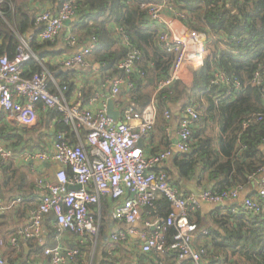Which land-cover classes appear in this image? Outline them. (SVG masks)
<instances>
[{
	"label": "trees",
	"instance_id": "obj_1",
	"mask_svg": "<svg viewBox=\"0 0 264 264\" xmlns=\"http://www.w3.org/2000/svg\"><path fill=\"white\" fill-rule=\"evenodd\" d=\"M67 1L0 0V56L6 53L12 57L20 45V39L32 34L28 46L38 61L31 58L24 64V77L46 70L56 82L55 85L49 79L50 91L56 92L57 87L62 89L65 86L64 95L71 101L76 87L67 79L78 70L59 71L56 65L46 61L60 54L52 48L63 36L59 34L52 42L40 41L37 36L41 28L35 25L38 13L44 8L49 5L52 13L56 14ZM162 2L171 4L183 14L181 20L187 28L205 33L210 38V53L193 72L192 84L186 86L176 81L155 94L158 113L162 112V115L169 110L170 105L176 104L183 110L192 105L199 115V121L190 127L188 152L176 154L172 159V167L180 178L197 177L198 185L213 194L248 188L251 179L264 169V0H83L75 3L77 10L74 19L78 18L75 20L78 31H72V36L84 37L86 40L96 38L95 49L86 57L87 67L94 69L97 66L102 79L106 80L118 75L117 66L127 57L128 49L121 42L122 36L139 51L134 72L124 76L128 88H122L113 97L121 121L126 109L133 108L141 112L147 107L157 85L167 77L175 60L174 55L159 47V29L145 20L146 13L140 8L143 3ZM109 25H114L116 31ZM221 37L224 41L220 40ZM216 72L228 78L227 86L211 85ZM256 73L260 77L259 85L253 83ZM235 81L239 83L237 91L234 88ZM80 93L82 107H86L87 102L96 95L93 96L91 88H81ZM41 107L42 104L38 103L39 110ZM45 111L38 121L37 130L33 129V132L52 128L53 138L62 133L69 144L79 142L72 126L64 121L60 112L56 109ZM5 118L6 114L0 113V140L12 150H17L24 138L11 133ZM245 123L248 125L244 128ZM213 126L218 129L217 135L208 132ZM25 134L27 132H23ZM85 134L86 131L81 129L80 138ZM27 141L31 142V139ZM160 169L165 172L168 182L178 188V182L170 169L161 165ZM6 171L12 176L17 174L11 166ZM66 173L71 175L69 169H66ZM25 193L29 192L20 187L18 196ZM250 197H256L259 201L260 209L256 214L241 206L223 209L213 207L207 213L206 234L200 236L203 247L201 243H195L196 251H202V260L206 264H264V200L259 199L256 193H251ZM153 203L152 207L145 208L151 219L168 214L170 207L165 197L160 196ZM111 207V201H101V226L92 264H131L128 260L130 256L140 264H192L190 261L178 263L173 251L142 254L137 250V244H132V248H129L131 244L128 246L121 241L109 242L112 245H107ZM190 220L198 227L202 217L198 212ZM52 222L53 215H46L44 230L48 229L47 237L34 241V249L39 254H44L46 249L56 245L53 238L58 231L55 227L49 228ZM63 234L74 237L71 233ZM172 234V229L166 232L167 242H170ZM4 240L0 245L8 243L7 239ZM72 249L78 251L76 262H80L82 254L87 253L88 258L92 252L89 241L84 244L76 242ZM46 260L48 264L50 257L46 256Z\"/></svg>",
	"mask_w": 264,
	"mask_h": 264
},
{
	"label": "built area",
	"instance_id": "obj_2",
	"mask_svg": "<svg viewBox=\"0 0 264 264\" xmlns=\"http://www.w3.org/2000/svg\"><path fill=\"white\" fill-rule=\"evenodd\" d=\"M83 0H69L62 4L56 14L49 7L44 8L37 16L36 23L41 26L39 39L41 41H54L61 33L67 21L76 16V2ZM149 21L158 27L157 41L159 47L166 53L175 56V60L168 71L167 77L160 81L157 89L147 107L139 112L136 109H126L118 126L106 115V104L97 110L91 107L98 96L91 98L86 107H82L81 93L77 91L73 100L68 101L62 89L57 87L56 92L48 88L49 79L56 85L52 76L46 70L24 77L23 66L36 58L30 52L28 42L21 40L12 57L4 53L0 56V113H5L7 119H12L20 126L35 123L37 118L38 103L42 104L41 110L56 109L60 112L66 123H69L79 142L71 145L62 133L57 134L52 140L49 150L30 151L22 154L23 162L30 164L52 163L59 165L55 171L53 181L47 177H39L35 181L36 188L40 191L39 205L29 213L28 226L20 230L18 235L22 239L41 241L46 215H53V224L58 235L71 233L75 239L84 244L96 240L100 233V204L102 200L112 202L109 210L111 224L123 225L125 231H117L110 235L107 233L108 242L126 241L127 237H138L143 241L142 253H176V261L182 263L190 261L192 264H205L202 260V251L192 248V241L198 231L197 225L190 220L202 203L222 205L225 202L236 200L240 189L211 193L201 191L200 195L189 194L182 196L172 186L160 165L172 158L171 149H166L155 154L145 155L139 141L149 137L152 132L158 111V101L155 94L162 89L172 86L178 79L184 63L188 62L198 68L203 64L206 48L201 49L204 33L191 30L188 38L184 39L175 35L168 25L165 15L170 14L183 19L181 12L167 2L141 4ZM31 38H29V41ZM68 44L75 48L77 38L69 36ZM122 44L128 49L127 57L118 64L120 74L112 82L109 97L113 98L120 92L124 76H129L135 70V62L139 51L131 46L129 40L122 36ZM97 40L91 37L86 44L75 52L70 58L62 62V66L69 70H84L87 68L86 57L95 49ZM193 47V51H190ZM190 53L195 58L187 61ZM259 76L256 73L253 83L259 85ZM229 80L222 73H214L211 80L212 86L223 87ZM236 91L239 83L234 82ZM184 120L177 131L175 149L180 153L189 150L190 127L199 121V115L194 106L188 105L183 110ZM168 121L171 119L169 111L163 113ZM248 123L244 124V128ZM81 129L86 131L80 138ZM14 153L10 147L0 140V165L7 166ZM66 169L71 175L68 176ZM34 170V168H32ZM79 186V190L69 187ZM257 195L264 200V180L259 183ZM160 196L166 198L170 210L166 216H156L145 223L150 233L140 232L134 228L141 217L143 209L152 207L153 202ZM21 199L12 201L10 205L3 203L0 195V212L19 203ZM248 212L256 214L260 206L257 199L248 198L240 205ZM172 229L170 242L166 241V232ZM17 236L8 239L11 246H16ZM50 257L48 264H64L65 261H74L78 255L76 249L63 250L60 246L44 251ZM0 264H5L0 257ZM22 264H30L24 262ZM114 264V263H107Z\"/></svg>",
	"mask_w": 264,
	"mask_h": 264
},
{
	"label": "crops",
	"instance_id": "obj_3",
	"mask_svg": "<svg viewBox=\"0 0 264 264\" xmlns=\"http://www.w3.org/2000/svg\"><path fill=\"white\" fill-rule=\"evenodd\" d=\"M22 2H25L27 0H21ZM51 9V6H47ZM52 11V10H51ZM39 14V13H38ZM38 16V15H37ZM166 21L168 25L170 26L171 31L177 35L178 37H182L184 39L188 38L190 35L191 30L187 28L182 20L180 18H177L173 15L166 14L165 15ZM76 19L74 17L70 19L68 25H64L63 30L61 31L60 35L61 41L58 42V44L53 47V51H55L58 54L56 57L52 58L51 60H46L51 65H56L59 71L61 69H64V72L67 71L62 66V62L70 58L75 52H77L82 46H84L87 42L86 38L84 37H77V44L75 45V48H71L68 44V38L69 36H72L74 33L77 32L78 29L76 28ZM76 20V21H75ZM146 20V17H145ZM150 22V21H147ZM151 23V22H150ZM39 28H41L40 25L36 23ZM110 28L114 29L116 31V28L114 25H109ZM73 31V32H72ZM120 32V30H118ZM204 37L202 38L203 41L200 44V48H206L207 54L205 55L204 60L210 53V47L209 42L210 38L207 34L204 33ZM33 35H28L25 39H20L26 42H29V38L32 39ZM67 38V40H66ZM37 39H39V35L37 36ZM40 40V39H39ZM221 41L223 40V37L220 38ZM219 40V41H220ZM41 41V40H40ZM67 41V42H66ZM0 41V46H1ZM208 46V48H207ZM190 51H193V47H190ZM190 57L187 59V61H190L194 59L196 56L193 53H190ZM199 68V67H198ZM198 68L193 67L190 63L186 62L184 63L179 79L177 81L181 82L182 84L186 86H190L193 81V72L196 71ZM120 74L114 76L111 78V80L102 79L100 73L98 72L97 66L94 69H85L84 71H76L74 74L70 75L67 79L68 82H73L75 84V91L71 97V100L74 99L77 91H80L81 88L83 90L90 89L92 90L93 96H98V99H96L95 103L89 107L92 110H97L100 108V106L103 104V102H107V96H109L110 93V87L112 82L117 78ZM61 79H59L60 81ZM127 87L125 83L121 85V89ZM128 88V87H127ZM94 96V97H95ZM113 99V98H112ZM114 100V99H113ZM115 110L119 111L118 108H116V105H114ZM170 110V111H169ZM169 112L171 114L170 120H165L163 118L162 112L157 111V117L155 126L150 133L149 137L146 139H143V152L145 155H151L158 153L160 151H164L166 149H171L173 152L172 158L166 160L161 167L169 168L170 171L173 173V177L177 180L179 187L176 188L182 196H186L189 194H193L191 191L194 189L195 191H205L204 188L198 185L197 177H192L190 179H184L180 178L174 171L172 167V159L173 157L178 154L179 152L175 149V144L177 141V131L179 129V126L181 122L184 120L183 115V109L176 104V105H170L169 106ZM46 111H41L39 108H37V118L35 123L28 125V126H20L19 124L15 123L12 119L5 118L7 122V126L11 133L13 135L18 134V136L23 137L24 139L20 143V146L17 150H12L14 153V157L9 160L8 166H11L13 170L17 171V174L15 176H12L10 172H7L6 169L8 166H1L0 165V191H1V197L3 200V203L5 205H10L12 201L21 199L19 203H15V205L10 206V208L6 209L3 212H0V244L4 242V239H7V242L9 243L8 239L12 236H17L19 240L17 241V245L10 246L7 244L0 245V257L4 260L5 264H22L24 262L30 263V264H47L46 256L45 254H39L36 249H34V243L37 242L33 239H22V236L19 237L18 233L20 230L27 227L28 219H29V213L32 211V209H35L33 207H37L39 204V194H41V190L39 191L35 186V181L39 177H47L51 181H53V176L55 171L59 168V165L52 164V163H43V164H30V162H23L22 161V154L25 152L30 151H39L44 150L47 151L52 146V140L53 136L51 134L52 128L50 130L45 131H32L33 129H36L38 125V121L41 119L42 115ZM120 117V116H119ZM119 120V119H118ZM37 130V129H36ZM23 132H27V134L23 135ZM209 134L217 135L218 129L216 126H213L212 129L208 130ZM28 139H31V142L27 141ZM263 153H264V147H263ZM34 168V170H32ZM264 180V169L262 170V173H260L258 176L251 179L250 186L248 188H244L240 191L238 197L236 200L225 202L222 205H215V204H206L202 203L200 205L199 210L196 212L200 214L202 217V222L198 226V231L195 235L194 240L192 241V248L196 251L197 245L201 243V246L203 242L200 241V236H204L206 234V227H207V213L213 208V207H219L220 209L223 208H230L233 206H240L245 199L252 198L255 199L256 197H250L251 193L258 192V186L261 181ZM183 185H186L184 188ZM19 187V188H18ZM20 187L22 189L26 190L29 193L22 194L18 196L20 192ZM18 196V197H17ZM5 200V201H4ZM7 201H9L7 203ZM195 214V213H194ZM193 214V215H194ZM192 216V215H191ZM196 220V219H195ZM151 221V218L149 217L148 212L146 209H143L141 212V217L139 218L138 222L134 224V228L137 229L140 232H145L146 234L150 233V229L145 227V223ZM107 227V233L110 232V235L114 232L117 233V231H125L126 228L123 225L120 224H111L109 221ZM44 227V226H43ZM54 228L53 222L49 224V228ZM17 231L15 234L13 232ZM48 229H43V240L47 237ZM66 234L56 235L53 239L56 242L55 246H60L63 248V250L72 249L74 244L78 242L75 237L71 238L70 236H65ZM109 237V236H108ZM107 237V238H108ZM35 241V242H34ZM21 242V243H19ZM126 242V243H125ZM79 243V242H78ZM121 243L130 245L129 248H132V244H137L138 248L137 250L141 252V246L143 241L139 239L138 237H127L126 241H122ZM81 244V243H79ZM93 245V243H92ZM107 245H112L111 243H107ZM95 247V245L93 246ZM92 247V249H93ZM203 247V246H202ZM77 250V249H76ZM93 254L94 251L90 253V256L87 258V253L82 254L80 259V262H76V257L74 261L67 260L64 264H92L93 262ZM142 254H148V253H142ZM86 255V256H85ZM117 255V254H115ZM129 262H132L131 264H140L134 257L130 256L128 258ZM205 264L206 261H203ZM114 264H125V263H114ZM145 264H147L145 262Z\"/></svg>",
	"mask_w": 264,
	"mask_h": 264
},
{
	"label": "water",
	"instance_id": "obj_4",
	"mask_svg": "<svg viewBox=\"0 0 264 264\" xmlns=\"http://www.w3.org/2000/svg\"><path fill=\"white\" fill-rule=\"evenodd\" d=\"M146 21H149V18L146 17ZM70 21H67L65 23V25H68ZM107 102H106V115L108 118H110L113 122H115L118 126L121 124V122L118 120L119 119V116H120V112L115 110L114 108V100L107 96ZM139 147H143V141L140 140L139 141ZM186 185H183L184 188ZM69 189H74V190H79L80 187L79 186H75V187H69ZM193 192L194 195H200V191H195L194 189L191 190Z\"/></svg>",
	"mask_w": 264,
	"mask_h": 264
},
{
	"label": "rangeland",
	"instance_id": "obj_5",
	"mask_svg": "<svg viewBox=\"0 0 264 264\" xmlns=\"http://www.w3.org/2000/svg\"><path fill=\"white\" fill-rule=\"evenodd\" d=\"M92 243H93V245H92ZM90 244H91V249L95 245V247H93V249L91 250V251H95L96 250V245H97V240H93L92 242H90Z\"/></svg>",
	"mask_w": 264,
	"mask_h": 264
}]
</instances>
